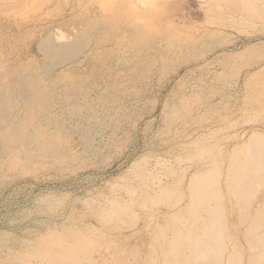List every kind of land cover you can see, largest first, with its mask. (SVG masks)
Segmentation results:
<instances>
[{"label":"rangeland","instance_id":"obj_1","mask_svg":"<svg viewBox=\"0 0 264 264\" xmlns=\"http://www.w3.org/2000/svg\"><path fill=\"white\" fill-rule=\"evenodd\" d=\"M253 3L259 12L255 15L227 0H0V82L17 83L29 76L40 80L39 87L54 86L67 102L94 104L77 118L120 110L116 121L97 119L89 141L93 152L78 131L60 137L62 158H27L18 151V139L0 150V256L31 252L54 257L71 247L95 264H151V252L161 254L164 248L157 235L160 216L173 210L177 217L184 204L168 210L154 199L147 201L154 197L151 189L126 193L128 169L143 161L152 175L167 177L168 189L177 188L184 199L190 174L220 172L216 185L228 227L223 234L226 253L232 256L228 262L246 264L250 246L243 218L264 213V182L253 186L245 212L227 193L225 182L233 160L252 152L255 144L264 149V0ZM125 21L142 30L138 37L145 44L132 42ZM47 34L56 42H87L75 59L57 63L48 79L37 46ZM75 77L82 79L74 83ZM62 116L66 125L75 123L76 117L66 111ZM251 135L258 140L249 145ZM111 197L132 200L133 216L108 223L88 210V203L106 206Z\"/></svg>","mask_w":264,"mask_h":264},{"label":"bare ground","instance_id":"obj_2","mask_svg":"<svg viewBox=\"0 0 264 264\" xmlns=\"http://www.w3.org/2000/svg\"><path fill=\"white\" fill-rule=\"evenodd\" d=\"M227 1H231V2H233V4L235 3L234 4L235 7L240 8V10L247 8L246 10L249 11L247 13H249L251 15L252 14L255 15L254 13L258 12V11H256L257 7L255 8L254 7L255 4L253 3V1L255 2V0H251V1L249 0L250 2H252L251 5L253 4L252 6H250L248 4V0H227ZM246 10H243V12ZM98 15L100 17V14H98ZM104 16H106V15H104ZM107 17H109V16H107ZM103 18H105V17H103ZM92 19H91V21H92ZM100 22H102V25L104 24L103 21H100ZM119 24H120V22H119ZM121 25H123L122 22H121ZM121 25L120 26L118 25L120 27V29H121ZM124 25L126 26V28H128V31L130 33L129 35H131V37L133 38L132 42L135 43V42L139 41L140 44H143L142 42H144V44H145V41L140 40L138 37V36H142L141 35L142 30L141 29L135 30L132 27V25L130 24V21H129V23L125 21ZM135 25L137 26L138 24L136 23ZM86 26H87V24H86ZM102 27H104V26H102ZM139 27H140V24H139ZM112 31H113V28H112ZM104 32H106V31H104ZM124 32H126V31H124ZM60 33H62V32H60ZM58 35H59V33H58ZM89 36H91V35H89ZM52 38L53 37H51L50 35L47 34L37 44L38 48L41 50V52L40 51L39 52L42 53V56H43V58H42L43 59V65H42L43 72H42V74H44L45 77L47 76V79H48V76H50V72H51L52 68L57 63L62 62L65 59L66 60L72 59V58L75 59V57L78 55V53L79 54L81 53L82 46L86 42V40H84V39L81 40L80 38H79L80 40H77V41L76 40H71V41H64V40L62 41L61 40L60 42H56L58 40L54 41L55 39L53 40ZM62 38H60V39H62ZM124 38H126V36L118 38V39H121L123 41ZM63 39H65V38H63ZM121 40H120V42H121ZM118 44H119V42H118ZM118 44H116V45L118 46ZM167 45L170 46V44H167ZM169 46H167V47H169ZM128 47L125 46V48H128ZM167 47L165 46L164 48H167ZM170 47L172 48V46H170ZM128 50H130V49H128ZM120 53H122V52H120ZM137 53L139 54V52H137ZM168 57H166V58H168ZM124 58H122V59H124ZM81 61H83V60H81ZM143 61H142V63H143ZM64 62H66V61H64ZM117 63H118V61H117ZM146 63H148L149 66L151 64V62H150V64H149V62H146ZM123 65H124V62H123ZM127 69H128V67H127ZM1 70H0V75H1ZM9 72H10V70H8V74H9ZM137 72H139V71H137ZM139 74H141V73H139ZM97 75H99V74H97ZM111 75H112V73H111ZM145 77H147V76H145ZM32 78H34V77H32ZM9 79H11V78L9 77ZM81 79H82L81 77L80 78L75 77L73 82L77 83V82L81 81ZM7 80H3L2 82H0V83H2V84H0V148H1L0 150H5L6 146L12 140L14 143V141L18 139V142H20L19 147L17 146L19 149L18 151L20 153H22L27 158L32 157V154L33 155L41 154V155H48V156L51 155L52 157L55 156L56 159L62 158V156L65 154V150H64V147H60L61 146V143H60L61 138L60 137L68 136V135L72 134V132L74 133V131H76V132L78 131L84 137V138L83 137L82 138L85 140L86 148L89 149L90 151H92V148H91L92 142L90 143L89 141H90V137H91L92 133L94 132L95 124H98V122L96 123L97 119L99 117L105 116L106 118H109L110 121H111V119L116 121L115 118L117 116L119 117L120 110L117 109L119 111H117V110L113 111L112 110L113 111L112 113L106 111V113H104L103 115H101V113L98 112L96 114L95 113L90 114L89 116H86V117L77 118L80 115L81 110H83L84 108L90 109V106L93 108V107H95V106H93L94 104L92 105L90 103V101L87 102L86 100H85L86 102H84V103H81L80 101L79 102H73V101H70L71 99L67 102L66 97L59 96L60 94H58L59 92L56 91V88H54V86H50L49 87L50 89L49 88L45 89V88L39 87L38 83L40 80L37 81V79H35V81H36L35 82V81L31 80V77H29V76L19 78L17 83L14 81L9 83V82H7ZM123 80H122V82H123ZM119 82H121V80ZM128 82H129V80H128ZM69 83H71V82L69 81ZM86 87H87V85H86ZM107 87H108V85H107ZM64 88H65V86H64ZM73 88H75V87H73ZM113 88H115V87H112V89ZM135 88H136V86H135ZM63 89H60V90L62 91ZM81 89L83 90L82 87H81ZM96 89H97V86H96ZM64 90H67V89H64ZM117 91L121 92L119 90H117ZM44 93H46V95L43 96V98L41 99V96ZM53 94H55V96H54L55 98H51L50 95H53ZM102 95H103L102 97H100L101 95L99 96L100 100H102L105 97L104 94H102ZM77 96H79V95L77 94ZM126 96H128V93ZM71 98H73V97H71ZM81 98H83V97H80V99ZM76 99H77V97H76ZM105 99H107V98H105ZM72 100H75V99L73 98ZM33 101H35L34 105H33ZM69 102H70V104H69ZM107 104H108V102H107ZM117 105H118V103H117ZM120 105H124V104H122V102H121ZM111 106H109V107H111ZM54 107L56 108V110L53 109ZM115 108H116V106H115ZM30 109H31V111H30ZM94 109H96V108H94ZM123 110H125V108ZM65 111L68 113V115H70V114L73 115V118L76 117V119L74 120L75 123L66 125L68 122L65 123V121L63 120V116H62L63 112H65ZM28 113L30 114V117H27ZM117 126L118 125H116V127ZM96 129H98V128H96ZM80 135H79V137H80ZM256 135H258V134H256ZM100 137H102V136H100ZM106 139H108V138H106ZM91 140H93V139H91ZM256 140H258L257 137L255 135H251L248 139L249 145L255 143ZM102 141H104V140H102ZM262 142L263 141L261 140V143ZM82 143H83V141H82ZM255 145H256V147H254L253 150H250L252 152L248 153L244 157H242L240 155L242 158H238L236 161H234L232 159L234 163L227 170V172H228L227 178H226L227 180L225 179L226 180L225 188L227 190V193L229 195H232V197L234 196L233 199L237 203H238V201L240 202L239 203V205H241L240 208H242L243 210L245 208L247 210L246 203H247V201L249 202V199H247V198H249V194H250L253 186L256 185L255 183L256 182H259V183L264 182V149H262L261 146H259L257 144H255ZM94 146L95 145H93V147ZM245 153H247V152H244V154ZM241 154H243V153H241ZM95 155H97V154H95ZM236 155H238V154H236ZM173 159H175V158H173ZM143 160H145V159H143ZM177 160H179V159H177ZM188 160L190 161V159H188ZM165 162H166V160H165ZM161 163L159 162V164H161ZM148 164H150V163H148ZM187 165H189V164H187ZM130 167L131 168L128 170L130 171L131 181L128 182L126 185H124L125 191L128 195H132V193L134 192L136 187L138 188V190H141L144 193L148 189H151L154 192V194L152 193L153 194L152 196H154V197L148 196V198L150 197L149 199L147 198L148 202H150L149 200L154 199L155 202H157V203L159 202V203L164 204L166 206L165 208H167L168 210L173 209V206H177L176 203H178V204L183 203L184 204L183 208H182L183 209L182 213L177 215V217L174 216L176 212L175 211L173 212V210L167 211L163 215L160 216V217H162V220L157 225V231H158L157 235L159 234L161 236L158 238H160L162 240L161 243H162V246L164 248L161 247V249L159 250V252L161 254H159L155 251L151 252L150 255L152 256V258H149L151 264H230L228 261L231 260L232 256H230L229 253L227 255V253H226L227 247L225 245L226 242L223 240V237H224L223 234H224V231H225L227 225L225 224L223 211H222L223 204L221 203L222 197H221L220 189L218 190L219 187L217 188V185H216L217 180L220 177V175H219L220 172L217 173L214 170H211V171L208 170V172L205 171L206 173L195 171L192 174H190L188 177V192L185 195L186 198L184 199L183 198L184 195L182 196L180 190H177V188H174V189L171 188V190L168 189L169 188L168 185L170 183V180L167 177H165V179H164V177L162 178L160 176L155 177L154 175H152L150 173L151 172L150 170L148 171L146 169L143 161L133 162ZM165 167H167V165ZM165 170H166V168H165ZM201 170H202V168H201ZM211 173H213V174H211ZM127 174L128 173H126V175ZM154 174L157 175V172ZM168 174L172 175V173H168ZM161 175H164V173ZM181 178H182V176H181ZM176 180H178V179H176ZM176 180H174V181H176ZM132 181H134V182H132ZM176 184H177V181H176ZM186 184H187V182H186ZM171 185H172V183H171ZM124 186H123V188H124ZM186 187H187V185H186ZM120 190H121V186H120ZM185 190H186V188H185ZM125 191H124V193H125ZM111 193H113V192H111ZM184 193H186V192H184ZM128 198H130V197H128ZM175 198H177V199H175ZM168 199H170V200H168ZM90 200H91V198H90ZM104 201H103V203H104ZM262 203L260 205H262ZM104 204H106V203H104ZM132 206H133L132 200L125 201V200L120 199L119 197H116V198L113 197L109 201L108 205H106V206H101L100 204H98L96 202H93V203L90 202L87 204L88 210H90V212L96 218H98L100 221H104V222H108V223H114L118 218H121L122 216H125V215L127 217V214H128V216L131 215V217H132L133 216ZM263 206L264 205H262V207ZM179 208H180V206H179ZM262 211L264 212V207H263ZM243 212H245V210ZM161 213H163V212H161ZM261 214H264V213L258 212L256 214V212H255L251 216H244L243 215L244 216V218H243L244 228L243 229H244V233H245L244 235H245V238H247V241L251 244V245H249V243L247 242L248 246H250V250H248V253H247L248 255H247L246 264H264V215H261ZM158 238H157V240H158ZM8 251H10V250H8ZM249 251H250V253H249ZM109 252L110 251L108 250V254H110ZM113 252H116V251L114 250ZM147 254H148V252H147ZM127 258H129V257H127ZM95 260H96V258H95ZM113 261H115V260H113ZM138 261H139V258H138ZM138 261H137V263H138ZM142 261H143V259H142ZM129 262L133 263V260L131 259L127 263H129ZM232 262L234 263V261H232ZM0 264H95V263H94L93 258H91L89 256H85V255L82 256V254H80L78 251H76L75 248L70 247V248H66V250H64L63 253H60L59 255H56L54 257H51V256L47 257V256H43V255H38L36 253L33 254L31 252L30 253H28V252L19 253L18 252V253H13L12 255H8L6 257L0 256ZM236 264H237V262H236Z\"/></svg>","mask_w":264,"mask_h":264}]
</instances>
